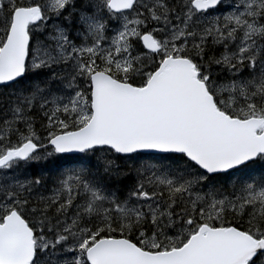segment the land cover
Instances as JSON below:
<instances>
[{"label": "snow or ice", "instance_id": "snow-or-ice-1", "mask_svg": "<svg viewBox=\"0 0 264 264\" xmlns=\"http://www.w3.org/2000/svg\"><path fill=\"white\" fill-rule=\"evenodd\" d=\"M0 264H264V0H0Z\"/></svg>", "mask_w": 264, "mask_h": 264}]
</instances>
